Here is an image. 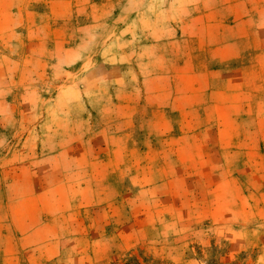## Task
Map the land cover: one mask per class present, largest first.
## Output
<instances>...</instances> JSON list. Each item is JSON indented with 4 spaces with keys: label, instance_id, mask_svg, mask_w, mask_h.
Instances as JSON below:
<instances>
[{
    "label": "rangeland",
    "instance_id": "374dc122",
    "mask_svg": "<svg viewBox=\"0 0 264 264\" xmlns=\"http://www.w3.org/2000/svg\"><path fill=\"white\" fill-rule=\"evenodd\" d=\"M0 264H264V0H0Z\"/></svg>",
    "mask_w": 264,
    "mask_h": 264
},
{
    "label": "crops",
    "instance_id": "0c3cea01",
    "mask_svg": "<svg viewBox=\"0 0 264 264\" xmlns=\"http://www.w3.org/2000/svg\"><path fill=\"white\" fill-rule=\"evenodd\" d=\"M95 92H96L95 95H96L97 97H99V98L102 97V95H100L102 91L99 90V91H95ZM124 105H130V104H124ZM124 105H123V106H124Z\"/></svg>",
    "mask_w": 264,
    "mask_h": 264
}]
</instances>
